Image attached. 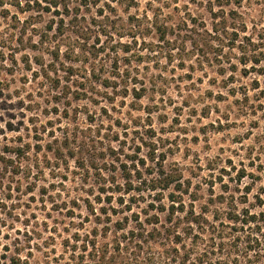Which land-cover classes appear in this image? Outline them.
I'll list each match as a JSON object with an SVG mask.
<instances>
[{
  "label": "rangeland",
  "instance_id": "rangeland-1",
  "mask_svg": "<svg viewBox=\"0 0 264 264\" xmlns=\"http://www.w3.org/2000/svg\"><path fill=\"white\" fill-rule=\"evenodd\" d=\"M111 5L115 10L105 7L103 15L110 16L115 29L121 32L127 30L129 16L145 27L156 14L158 20H171L172 16L173 21L184 20L189 28L202 21L209 28L211 12L230 16V11H235L234 22L246 24V32L240 35H249L258 43L257 50L264 52V0H231L220 6L215 3L211 10L206 0H140L127 11L126 3ZM97 8H91L88 14L96 13ZM38 14H19L21 20L28 17L25 30H20L22 24L10 16L0 15V254L3 246L15 243L16 238L23 240L27 233L31 264L69 261L75 234L82 237L97 225L86 200L96 212L106 205L104 198L110 194L100 190L105 183L89 167L92 160L102 168L105 178L110 172L103 169L105 165L114 167L118 175L121 164L132 172L140 168L146 173L161 163L167 171L179 169L192 176L193 182H203L210 178V166L217 168L215 171L235 166L230 171L234 175L242 164L247 165L251 153L253 166L247 165V170L254 176L242 181L234 199L239 200L244 185L252 182L247 202L239 206L255 202V194L264 189V73L258 69L264 59L258 65L239 64L234 71L230 67L221 71L219 63L228 62L226 56L208 59L192 52L188 43L181 47L179 41L172 45L161 43L162 52H152L150 48L160 49L158 41L145 35L132 46L134 50L144 40L146 44L138 54L145 55L141 60L137 54L130 58L140 76V86L145 88L144 97L135 101L131 95L120 96V84L116 91L98 87L87 96L77 97L72 91L62 93V84H56L54 74L44 76L50 56L33 45L52 15ZM54 22L51 32L57 26V17ZM65 29L63 44L77 45L71 32L75 27L67 24ZM92 39L88 44L93 43ZM125 40L126 37L121 39ZM169 47L174 48L171 57L166 54L165 48ZM86 48L90 49L89 45ZM64 50L65 45L61 47V62L80 63L71 51L66 54ZM239 54L233 50L229 54L231 62L236 63ZM121 58L119 64L124 67L126 60ZM58 147L63 153L59 159L54 152ZM16 148L24 152L19 159L13 156ZM69 152L74 157H67ZM2 158L12 160V165L5 167ZM77 162L83 167H78ZM223 180L233 189L229 175ZM202 186L204 194L199 195L196 204L209 197L207 185ZM219 193L217 183L214 194ZM118 195L114 193V205ZM98 196L100 203L96 201ZM130 196L125 195V202ZM138 199L130 212H141L140 219L144 220L148 215L143 209L151 200L145 193L143 199ZM126 214L131 213H118L110 220L115 222ZM160 217L164 218L162 214ZM112 238L113 232L106 239ZM66 240L68 246L64 245Z\"/></svg>",
  "mask_w": 264,
  "mask_h": 264
},
{
  "label": "trees",
  "instance_id": "trees-1",
  "mask_svg": "<svg viewBox=\"0 0 264 264\" xmlns=\"http://www.w3.org/2000/svg\"><path fill=\"white\" fill-rule=\"evenodd\" d=\"M139 1L104 0L101 5V0H0V15L3 18L10 16L17 24L21 23L20 30H25L28 17L21 20L19 14L37 12L40 15H52L50 24L44 32L38 34L37 44L33 47L38 45L39 49L50 56L49 64L43 70L44 76L51 77L50 74H54L56 84H62L61 92L72 91L77 97L87 96L98 87H111L116 91V85L119 84L122 87L120 96L131 95L135 101L144 97L145 88L140 86V76L135 73L136 66L130 58L137 54L141 60L145 55L138 54L146 44L144 40L142 47L139 45L132 50V46L137 44L139 39H144L145 35H151L158 41L156 45L160 49L150 48L149 51L152 52H162L161 43L172 45L179 41L181 47L188 43L192 52L208 59L226 56L228 62L219 63L221 71L226 67L234 71L239 64L258 65L264 59V52L257 50L258 43L252 41L249 35H240L246 32V24L244 21L240 24L234 22V16L237 15L235 11H230V16L211 12L209 28L203 21L189 28L184 20L176 18L173 21L172 16H169L171 20H158L156 14L145 27L141 26L136 18L129 16L127 30L122 32L115 29L114 21L109 20L110 16L103 15L105 7L110 11L115 10L112 3H126L124 11H127L137 6ZM206 1L211 10L212 4L217 3L220 6L221 3L231 0ZM95 6H98L96 13L89 15L88 11ZM55 17L57 26L54 32H51ZM230 19L233 21L230 22ZM67 24L76 29L71 32L77 45H66L62 42V37L66 36ZM103 36L104 40L101 41ZM123 37L127 40L121 41ZM89 39H92V44H88ZM110 40L114 42L111 43ZM63 45L66 47L65 53L71 51L76 60L80 61L79 64L69 62L65 65L60 61ZM87 45L90 49L86 48ZM174 48H165L169 57L172 56L171 50ZM224 48L227 51H224ZM233 50L240 53L236 63L231 62L229 58ZM121 53L127 56H121ZM119 57L126 60L124 67L119 64L122 62ZM89 59L90 62L84 64ZM225 63H229V66ZM258 69L261 74L264 73V65ZM147 113L150 114V111ZM54 152L57 158L63 156L60 147L55 148ZM21 153L24 152L20 148L13 150L15 158L19 159ZM67 155L74 157L73 152ZM247 158V165L252 167L251 159L254 158L251 153ZM1 161L5 167L12 165V160L2 158ZM141 162V165H144L143 160ZM77 163L78 167H83L82 163ZM247 165L242 164L234 175H231L230 171L234 170L235 166L228 169L221 167L218 171H215L217 168L214 166H210L208 180L193 182L192 176H186L182 170L167 171L161 163L158 168L147 169V174L140 168H134L132 172L125 164H121V173L117 175L112 170L113 166L109 169L105 165L103 169L110 170L109 176L105 178L100 172L102 168L92 160L89 167L93 168L105 183L100 190L109 191L110 194L104 198L106 205L97 208L96 212L88 200L86 206L94 215L97 225H104L101 228L93 226L82 237L75 234L70 245L69 261L65 264H264V189L261 188L262 192L255 194V202L249 206L240 207L239 203L247 202L252 182L244 185V194L239 200L234 199V193L242 181L254 176V173L247 170ZM226 174L234 183L233 189L223 180ZM202 183L207 185L205 192H209V197L206 201L196 204L199 195L204 194ZM217 183L220 193L215 195L214 188ZM114 193L119 194L116 205L113 204ZM133 193L138 196L132 195ZM144 193L151 201L143 209V213L148 216L141 220V212L130 211L132 204L140 200L139 197L143 199ZM127 194L131 196L127 199L128 202H125L124 197ZM96 201L100 203L102 200L98 196ZM150 211L154 213L149 214ZM123 212L131 214L111 222L110 216ZM101 215L105 218H101ZM147 226L151 228L148 229ZM110 231L113 232V238L107 240ZM24 235L23 240L18 241L16 238L13 241L15 243L3 246L0 264H31L32 248L26 237L27 233ZM64 245L68 246L69 240H66Z\"/></svg>",
  "mask_w": 264,
  "mask_h": 264
}]
</instances>
